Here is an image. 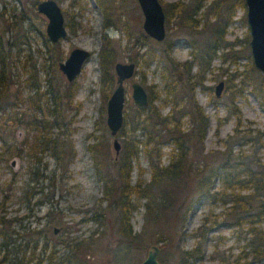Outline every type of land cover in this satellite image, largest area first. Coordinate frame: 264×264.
<instances>
[{
	"label": "rangeland",
	"instance_id": "rangeland-1",
	"mask_svg": "<svg viewBox=\"0 0 264 264\" xmlns=\"http://www.w3.org/2000/svg\"><path fill=\"white\" fill-rule=\"evenodd\" d=\"M37 1L39 0H0V12L5 11L4 18L18 20L23 16L18 30L13 28L14 23L6 27L0 24L4 30L2 34L4 40L7 38L15 40L17 35H20L19 31H22L18 45L12 49L13 53H18L15 61L20 59L16 63L17 76L14 74V80L18 82L23 74L27 76L28 71H34L36 76L30 78L37 80L40 90L45 89L48 84L52 86L58 84L67 91L63 84L72 81H67L58 68L59 61H63L68 50L75 46L88 49L90 56L73 80L75 85L73 95L63 99L62 104L65 113L63 131L68 135L64 134L61 139L67 144V149L71 147L74 150L71 160L64 157L58 167L54 156H50L48 151L39 153L42 158L40 170L46 177L40 176L37 179L43 192L30 200L19 197L22 192L21 187L33 183L30 174L26 171L25 159L13 156L8 161L9 166L0 169V212L11 219L13 226L21 232L20 236L16 235V242L10 244L16 249L8 250L3 264H19L18 262L45 264L44 260L51 251L54 255H58L63 250H67L58 239L71 237L81 240L92 238V247L84 252L85 264H114L116 250H118L117 255H120L121 249L117 248L124 241L120 238L119 211L114 207H105V203L99 200L102 195V185L88 148V144L96 140V135H101L99 139L103 138L102 141H105L107 146L106 164L109 169L112 168L111 164L117 160L119 153L114 149L113 136L106 125L108 97L104 99L103 96L99 57L100 49L105 44V32L110 38V46L115 51L114 64L116 61H132V57H138L137 53L151 59L148 64L140 59L135 62L133 77L124 81L126 94L124 114L129 117L134 112V102L131 98L133 81H139L147 93L153 94L152 104L165 114L169 110V105L165 101L168 97L165 93L167 85L170 83L184 85L186 82L182 66L177 63L184 60L194 62L195 55L201 56L209 38L211 23L228 13V7L232 6L233 21L227 26L225 41L231 43L229 45L233 47L231 53H235L237 59L232 62L228 53L223 55L225 51L228 52V45L218 49L216 55L210 58L209 69L202 83L195 88V97L209 117V126L204 138L205 150L222 149L219 137L233 132L236 117L229 113L230 90L228 91L226 87V81L228 74L237 69L239 73L233 83L240 92L236 95L234 103L238 106L244 122L241 128L246 130L249 124L250 128L254 129L250 135L251 140L243 148L254 151L252 153L264 161V134L262 146L259 145L256 135V129L264 131V74L254 66L251 59L250 36L248 41L245 39V33L249 35L246 5L242 6L240 0H198L201 6L197 5L196 8L197 0H160L164 12L166 3L179 1L185 5V9L192 8L191 15L196 18L195 25L190 28L182 25L178 17L172 16L167 21L165 16L166 36L162 41H157L145 33L142 27L144 17L137 0H105L113 7L117 16L105 31L103 29L105 12L98 0H56L62 9L65 25L68 19L73 25V30L66 26L67 35L59 42V47L63 50L62 57L56 62L50 58L44 41V37L47 38L45 31L47 18L37 11ZM143 38V45L135 42L136 39L140 41ZM163 43H170L168 55L176 64L164 55ZM196 68L194 63L192 72H195ZM220 80H224V88L221 95L216 97L214 87ZM114 87L115 82L108 95ZM14 91L15 86L12 85L10 92L14 93ZM102 118L103 123H101ZM187 118V116L183 118L184 129L190 127ZM96 121H99V124L96 125ZM14 129L15 139L22 142L25 129L21 127ZM116 137L121 147L122 138L118 133ZM171 146V143L162 146L161 160L164 163L167 162ZM149 177L148 161L140 155L133 161L131 184L138 179L147 181ZM184 195L185 191L179 190V200H182ZM132 201H137L135 196H132ZM144 202V199L138 200L132 209L129 221L133 233H141L144 229L140 246L131 248L133 264H139L152 245H159L161 243L158 241L159 238L168 236L172 237V246L167 249L169 251H164L163 256L170 261L169 264H175L174 255L171 257L174 248L179 246L189 249L198 241L194 233L208 210L207 203L193 205L187 212L183 224L180 222L184 210L181 206L178 212L168 211L159 222L147 224L144 228L146 219ZM218 210L220 207L215 211ZM100 211L103 212L102 217L98 214ZM259 226L264 229V217ZM35 227L42 228L41 235L29 234ZM220 235L223 237L219 238ZM246 237L245 228L236 229L230 221L215 226L208 232V238L202 242L201 258L190 260L187 264H264V261H252L250 250H242ZM215 244L219 250H214ZM19 247L22 249L20 250ZM4 253L2 251L0 257ZM219 254L226 258V262L221 261Z\"/></svg>",
	"mask_w": 264,
	"mask_h": 264
},
{
	"label": "trees",
	"instance_id": "trees-1",
	"mask_svg": "<svg viewBox=\"0 0 264 264\" xmlns=\"http://www.w3.org/2000/svg\"><path fill=\"white\" fill-rule=\"evenodd\" d=\"M98 1L105 12L103 24L105 31L117 16L113 7L105 0ZM240 3L242 6L245 5L244 0H240ZM197 5L201 6L198 0L195 8ZM191 9H185V5L179 1L168 2L165 4V16L167 21L172 16L178 17L182 25L192 28L196 18L191 15ZM4 13V10L0 12V24L6 27L14 23L13 28L18 30L23 16H20L18 20H11L9 17L4 18ZM232 21L233 9L229 6L228 13L226 12L224 16L218 17L211 23L209 38L201 56L195 55L194 62L184 60L177 63L182 66L186 82L184 85L178 83L167 85L166 91L164 90L168 96L165 98L169 105L167 113H161L159 108L152 104L154 96L149 92L147 105L134 104L133 115L128 117L124 114L122 126L118 131V135L122 138L121 147L117 160L111 164L112 168L109 169L106 164L107 146L106 142L102 141L103 138L99 139L102 136L96 135V140L88 144L102 185V195L99 200L105 203V207H114L119 211L120 238L124 243L117 248L121 249L120 255H117L118 250L114 254V264H133L131 248L140 246L144 229L141 233H133L129 227V221L132 209L140 199L145 200L144 228L147 224L159 222L168 211L178 212L181 206L184 208L180 218L183 224L186 221L187 212L193 205L207 203L208 210L202 223L195 229L194 236L198 240L196 244L189 249L177 246L173 251L170 250L173 252L171 257L174 255L176 260L175 264H187L190 260L200 259L201 245L208 238V232L215 226L228 221L236 229L243 227L246 230L247 237L242 250H250L252 261H264V229L259 226L264 217V161L252 153L254 151L243 148L251 140L250 135L254 129L250 128L249 124L246 130L241 128L244 122L238 106L234 103L240 90L233 80L239 71L235 69L230 72L226 81V87L228 91L230 90L228 109L231 115H235L236 121L232 133L219 137L222 149L205 150L204 138L209 126V117L195 97V88L202 83L209 69L210 58L216 55L218 49L228 45V52L225 51L223 55L228 53L232 62L237 59L236 54L231 53L233 48L229 47L231 43L225 41L227 26ZM66 26L73 30L70 19L66 22ZM1 29L0 27V169L7 168L8 161L13 156L25 159L26 171L30 174V180H33V183L22 186L19 197L30 200L43 192L37 179L40 176L46 177L40 170L42 158L39 153L48 151L50 156H54L58 167L64 157L71 160L74 155V150L71 147L67 149V144L61 137L64 134L68 135L63 131L65 121L63 99L73 95L75 85L72 80L68 84H63L67 91L60 88L58 84L55 86L48 84L45 89L40 90L37 80L30 78L36 76L34 71H28L27 76L23 74L21 80L15 81L16 63L20 59L15 61L18 53H13L12 49L18 45L22 31H19L20 35H17V39L4 40L2 35L4 30ZM127 30L126 27L128 34ZM104 38L105 44L100 49L99 57L105 99L109 97L108 93L116 82V75L112 72L115 51L110 46V38L106 32ZM137 39L135 42H140L139 45L144 44V38L140 41ZM245 39L248 41V33H245ZM44 41L50 58L54 62L61 59L63 50L59 47L60 41L52 43L45 37ZM163 44L164 55L173 61L168 55L170 43ZM137 55V58H131L133 62L140 59L148 64L151 60L149 57L145 58L144 54L137 53ZM173 63L176 64L174 61ZM194 63L197 68L195 72H192ZM173 68L175 69L174 66ZM12 85L15 86L14 93L10 92ZM186 116L190 122L188 129L182 128L183 118ZM103 122L102 118L101 123ZM95 124H99V121ZM17 127L24 128L26 131L22 142L15 139L14 128ZM55 129L57 131H54ZM256 130L257 141L262 146L264 131ZM165 143H171L172 146L167 162L164 163L161 157L162 146ZM140 155L148 161L150 177L147 181L138 179L131 184L133 161ZM139 174H142L141 171ZM179 190L185 191L182 200H179ZM132 196L136 197V202L132 201ZM217 207H220V210L215 211ZM95 214L103 216L102 211ZM100 217L96 218L100 219ZM41 231L42 228L35 227L29 234L41 235ZM16 235H21L20 230L13 226L11 219L0 212V253L5 252L0 257V264H3L8 250L16 249L15 246H10L16 242ZM222 237V235L219 236V238ZM58 241L67 250H63L58 255H54L51 251L44 260L45 264H85L86 253L84 252L92 247V238L81 240L71 237L60 238ZM158 241L161 242L158 245V259L169 264L170 261L166 260L163 254L172 246V237H161ZM214 250H219L217 244L214 245ZM219 258L226 262V258L220 254Z\"/></svg>",
	"mask_w": 264,
	"mask_h": 264
},
{
	"label": "water",
	"instance_id": "water-1",
	"mask_svg": "<svg viewBox=\"0 0 264 264\" xmlns=\"http://www.w3.org/2000/svg\"><path fill=\"white\" fill-rule=\"evenodd\" d=\"M143 14L142 27L145 33L157 41L166 36L165 12L160 0H137ZM246 5V21L249 29V46L254 66L264 74V0H244ZM38 12L46 16L45 31L47 38L55 43L65 38L67 28L64 15L56 0H39L36 3ZM90 56L88 49L75 46L68 50L66 58L59 61L58 68L67 81H72L81 72L83 64ZM136 64L133 61H116L114 73L115 87L110 93L106 104V125L113 136V146L116 153L120 150V142L116 137L124 119L125 87L124 81L133 77ZM224 88V80L214 87L215 96L219 97ZM131 98L134 104H148V93L139 81L131 83ZM14 164V160H12ZM56 231V229H55ZM159 246L154 244L147 251L145 258L139 264H166L158 259Z\"/></svg>",
	"mask_w": 264,
	"mask_h": 264
},
{
	"label": "flooded vegetation",
	"instance_id": "flooded-vegetation-1",
	"mask_svg": "<svg viewBox=\"0 0 264 264\" xmlns=\"http://www.w3.org/2000/svg\"><path fill=\"white\" fill-rule=\"evenodd\" d=\"M225 83V82H224Z\"/></svg>",
	"mask_w": 264,
	"mask_h": 264
}]
</instances>
